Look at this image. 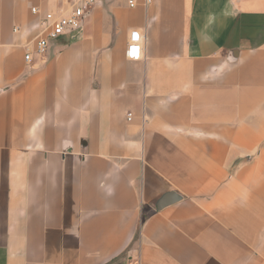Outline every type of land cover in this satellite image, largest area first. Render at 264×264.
I'll use <instances>...</instances> for the list:
<instances>
[{
	"label": "crops",
	"instance_id": "0c3cea01",
	"mask_svg": "<svg viewBox=\"0 0 264 264\" xmlns=\"http://www.w3.org/2000/svg\"><path fill=\"white\" fill-rule=\"evenodd\" d=\"M138 3L0 0V264H264V0Z\"/></svg>",
	"mask_w": 264,
	"mask_h": 264
},
{
	"label": "built area",
	"instance_id": "2783aa9c",
	"mask_svg": "<svg viewBox=\"0 0 264 264\" xmlns=\"http://www.w3.org/2000/svg\"><path fill=\"white\" fill-rule=\"evenodd\" d=\"M104 0H60V6L56 11L42 13L37 7L31 12L37 16V21L25 33L32 34V43L24 46L25 61L33 62L35 57H45L50 42L67 36L75 40L83 31L86 17L92 9L100 5ZM152 0H144L145 5ZM131 8L138 6V0H128ZM19 27L14 29L15 34H20ZM145 39L139 31L133 32L127 48V58L132 61H140L143 58L142 45ZM131 114L129 119H131Z\"/></svg>",
	"mask_w": 264,
	"mask_h": 264
},
{
	"label": "water",
	"instance_id": "95a60500",
	"mask_svg": "<svg viewBox=\"0 0 264 264\" xmlns=\"http://www.w3.org/2000/svg\"><path fill=\"white\" fill-rule=\"evenodd\" d=\"M180 200V197L176 193H171L167 195L158 205V209H163L166 206L176 203Z\"/></svg>",
	"mask_w": 264,
	"mask_h": 264
}]
</instances>
